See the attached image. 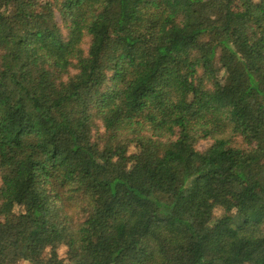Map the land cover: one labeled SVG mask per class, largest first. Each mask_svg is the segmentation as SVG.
<instances>
[{"label": "trees", "instance_id": "trees-1", "mask_svg": "<svg viewBox=\"0 0 264 264\" xmlns=\"http://www.w3.org/2000/svg\"><path fill=\"white\" fill-rule=\"evenodd\" d=\"M255 154L264 0H0V264H264Z\"/></svg>", "mask_w": 264, "mask_h": 264}, {"label": "rangeland", "instance_id": "rangeland-1", "mask_svg": "<svg viewBox=\"0 0 264 264\" xmlns=\"http://www.w3.org/2000/svg\"><path fill=\"white\" fill-rule=\"evenodd\" d=\"M41 1H48V0H41ZM55 21L57 23V25L60 28V32L62 34L63 37L67 36V30L65 29V26L61 24V19L60 16L58 15V13L55 11ZM87 46H88V39L84 38L81 44V48L83 49L84 52L87 51ZM75 73V70H71L70 71V76H72ZM109 75V73H107ZM69 79V76L67 77H63V81H67ZM104 129L102 126V123L99 120H94V124L92 126V131H91V137L92 140L99 142V138L103 135ZM99 139V140H98ZM210 141L205 140V141H201L196 148L200 151L205 150V148H207L210 145ZM137 150L134 148V146H130L128 148V155L134 154L136 153ZM264 168V155L263 154H255L251 157V161L249 163L248 166V171L250 172L251 175H255L257 174L261 169ZM1 185V184H0ZM21 209L17 208L15 210V213L20 212ZM222 214V209L221 208H216L213 212L214 217H219ZM0 253L3 254H8L9 256H12L14 254V249L11 246H0ZM57 254L58 257L62 260H66V248L63 246H59L57 249ZM13 264H29L28 262L25 261H18L16 263Z\"/></svg>", "mask_w": 264, "mask_h": 264}]
</instances>
